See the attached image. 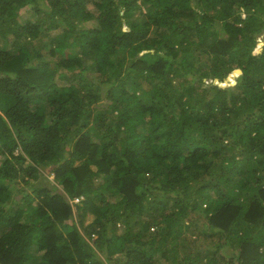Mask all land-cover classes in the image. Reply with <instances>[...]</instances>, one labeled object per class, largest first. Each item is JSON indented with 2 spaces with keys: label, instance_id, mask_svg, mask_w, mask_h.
Masks as SVG:
<instances>
[{
  "label": "trees",
  "instance_id": "1",
  "mask_svg": "<svg viewBox=\"0 0 264 264\" xmlns=\"http://www.w3.org/2000/svg\"><path fill=\"white\" fill-rule=\"evenodd\" d=\"M262 34L264 0H0V264H264Z\"/></svg>",
  "mask_w": 264,
  "mask_h": 264
},
{
  "label": "rangeland",
  "instance_id": "2",
  "mask_svg": "<svg viewBox=\"0 0 264 264\" xmlns=\"http://www.w3.org/2000/svg\"><path fill=\"white\" fill-rule=\"evenodd\" d=\"M263 37H264V34H262V35L260 36V39H263ZM92 217H93L92 215L87 216L86 223H88V221H91ZM193 237H194V236H193Z\"/></svg>",
  "mask_w": 264,
  "mask_h": 264
},
{
  "label": "water",
  "instance_id": "3",
  "mask_svg": "<svg viewBox=\"0 0 264 264\" xmlns=\"http://www.w3.org/2000/svg\"><path fill=\"white\" fill-rule=\"evenodd\" d=\"M219 80L218 79H215L214 82H218Z\"/></svg>",
  "mask_w": 264,
  "mask_h": 264
}]
</instances>
